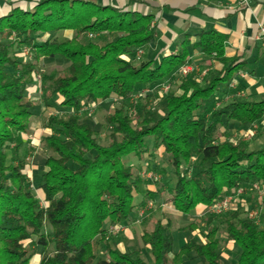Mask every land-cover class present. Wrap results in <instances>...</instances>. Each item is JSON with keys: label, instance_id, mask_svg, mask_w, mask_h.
<instances>
[{"label": "trees", "instance_id": "trees-1", "mask_svg": "<svg viewBox=\"0 0 264 264\" xmlns=\"http://www.w3.org/2000/svg\"><path fill=\"white\" fill-rule=\"evenodd\" d=\"M22 2L16 0L0 15V264H30L36 253L40 254L37 264H182L191 253L200 264H264V227L240 217L234 206L224 213L227 239L240 250L232 262L222 260L215 225L204 240L189 239L174 252L171 220H157L141 234L152 262L106 240L105 224L129 222L142 205L136 204L137 195L154 196L142 186L139 172L124 161L130 154L144 159L151 153L150 142L171 157L176 182L170 188V200L185 215L193 213L197 204L207 207L238 186L254 182L264 186V143L248 150L246 142L221 140L218 134L222 116L242 125H252L264 116V100L238 98L216 106L223 90L236 92L230 84L243 65L237 57L225 56L226 35L201 31L193 44L220 63L219 70L210 71L202 81L183 79L181 92L166 96V111L143 105L140 119L134 122V112L126 107L137 105L124 102L115 107L104 116L112 131L106 143H101L93 127L80 122L76 112L107 99L125 101L138 85L143 88L170 78L187 61L189 39L182 42L177 55L164 57L154 67L152 61L135 60L136 49L155 37L151 14L97 0ZM57 30L75 35L43 39V34ZM81 34H93L96 40L89 36L81 42ZM16 45L28 46L33 60L21 62L12 56ZM42 58L67 63L61 71L41 74L43 102L59 97L60 106L72 110L49 114L43 121L50 132L43 141L52 153L45 159L46 170L38 182L46 206L40 205L31 189L28 162L21 152L22 135L30 130L34 115L26 87L40 75ZM221 132L228 137L227 130ZM195 158L208 166L189 174ZM45 223L50 226L48 233ZM98 236L107 257L95 261L93 241ZM32 237L37 238L39 252L27 243Z\"/></svg>", "mask_w": 264, "mask_h": 264}, {"label": "rangeland", "instance_id": "rangeland-1", "mask_svg": "<svg viewBox=\"0 0 264 264\" xmlns=\"http://www.w3.org/2000/svg\"><path fill=\"white\" fill-rule=\"evenodd\" d=\"M74 35L75 32L73 31L66 32L63 30H57L51 33H45L42 35V37L64 40ZM89 36V34H81L79 35V40L81 42H85ZM90 37L93 40H96L95 36ZM27 48L28 46L26 45L20 47L16 45L11 49V54L21 62L29 59L33 60V52L26 53ZM126 57L128 58V56ZM136 63H139V61ZM196 64H198L201 69L208 71L211 69L212 62L208 58L203 62H196ZM66 66L67 63L63 60H60L59 58L55 60L42 58L38 63L40 75L44 73H51L54 71H61ZM195 76L197 77V71H194L191 75V77ZM138 86L141 87L142 85ZM137 91H139V89ZM223 91L224 92L219 94L220 101L217 103V107H222L234 99L248 98V96L244 92V89L240 86L237 87L236 92L231 94H226L225 90ZM26 94L28 93L26 92ZM29 94L28 96H30L29 98L34 103V106L36 108V112L34 111L32 121H39V124L37 128L33 129V131L30 130L31 136H34L35 139L34 144H25L24 147L22 146L21 152L28 164H30V167H34L29 168V170L26 171V174L29 184L31 185V189L35 194V187L32 186H36L37 184L36 179L38 178V176L36 175L40 174L46 157L52 153L43 141L45 131L38 130V135H35L36 133L34 134V130L42 127V122L43 120H45L47 115L65 114L72 112V110L60 106L59 97L51 98L46 103H44L42 100L41 92ZM164 97L165 95L157 98L155 94H148L141 95L138 97V99H135L131 96L125 101L122 99H107L105 101H102L98 105H85L79 111H77L76 114L79 116L80 122H87L93 127V129L97 133L99 142L106 143L108 135L112 131V127L107 125L105 122L104 116L106 114L110 113L115 107H121L122 105H124V102L125 104L128 103L129 105L134 104V106H137L135 107V109L133 106H130V108H132L130 111L134 112L132 120L135 122L138 118L140 119V116L142 114L140 108H142L143 105L148 109L152 108L153 106L159 110L166 111L167 106L166 101L163 99ZM138 109L139 113H137ZM38 117L40 119H37ZM222 123L224 128L222 127V129L219 130L218 134L222 136L221 130L226 128L231 136V139L234 141L241 140L246 142L248 145V150L256 149L258 146V142L264 139V125L249 127L250 133L248 134L249 136H247L245 134L248 131V128H243L239 123L233 121L228 122L225 116H222ZM149 147L151 148V153L146 154V157H144V159L141 160L136 155L130 154L125 157L124 161L126 163L132 164L136 173L139 172V174L141 175L142 186L144 188L151 187L155 189V191H152V194H154V196L147 195L145 193L137 195L135 202L137 204L142 203V205H138L135 211L132 213L131 223H122L124 225V228L121 231L110 233L108 232V229L114 224H105L107 230L106 240L122 251L128 253H140L144 260H146L147 262H152L148 247L145 246L141 241V232L144 229H152L157 220H171L174 252L178 251L189 239L204 240L205 233L209 231L212 225H215L217 227L216 236L219 242L218 250L221 254L222 260L227 263L235 261L239 256L240 250L233 241L227 239L225 233L224 220L227 216L226 214L228 213L220 215L212 214V217H210L211 213L207 212L206 207L201 203L197 204L194 212L189 215H185L182 212L175 210L170 200V188H172L176 182L174 168L170 160L171 157L169 154L165 153L162 148L154 149L151 142L149 144ZM206 166H208V162H202L200 158H195L192 160L189 174H193L194 172L201 170ZM155 176L157 177V179H154ZM240 200L241 205L235 207L237 208V210H239V216L248 217V213L250 211L254 212V219L257 225L260 228H263L264 197L261 196L258 190L254 188L252 190H249L248 188L244 191L243 196ZM39 202L42 206H46L47 204L42 199L39 200ZM209 219H211V223L208 222ZM192 225L195 226L194 229L192 228ZM44 230L46 233L50 231V226L48 223H45ZM36 241L37 238L32 237V239L27 240V243L30 242L32 244V248L37 249V251L39 252L41 248L35 244ZM52 248L53 246L51 245L50 250H52ZM93 248L96 256L95 261L100 258L107 257L104 242L99 239V236L94 239ZM38 256L40 258V254L36 253L32 258L30 264H36L35 262ZM200 263V259L194 253H191L188 256L184 257L182 264Z\"/></svg>", "mask_w": 264, "mask_h": 264}, {"label": "crops", "instance_id": "crops-1", "mask_svg": "<svg viewBox=\"0 0 264 264\" xmlns=\"http://www.w3.org/2000/svg\"><path fill=\"white\" fill-rule=\"evenodd\" d=\"M15 1L16 0H0V15L7 13ZM97 1L100 4L129 6L130 8L154 16L153 24L155 26V37L144 46V53L142 57L143 60L146 59L147 61H152V65L154 67L157 66V64L164 57L177 55L183 46L182 42L186 39H189V42L186 44L188 53L186 62H190L196 66L194 71H197V77H191L192 73L194 72L193 71L186 78L192 80L202 81V79L210 71L219 70L221 68V64L216 62L213 58L207 56L201 50V48L193 46V44L198 40L196 34L200 33L201 31L215 30L226 35L224 44L225 56L228 58L237 57L239 61L243 62L241 69L234 75L233 78L236 89L238 86L244 89L245 94L248 96V98L244 99L264 100V34L261 32V26L264 24V0ZM63 31L68 32V30ZM188 34L191 35V37L188 38ZM208 58L212 62L210 70L207 71L201 69L199 65L196 64V62H203ZM186 78H173L172 87L170 91L165 94L163 99L166 101V96L169 93H180V83ZM140 88L141 87L138 86V89ZM26 92L28 94L41 92L40 83L36 81V78L26 87ZM35 109L36 108L34 106V111ZM37 119L40 118L38 117ZM38 124L39 121H32L31 119L30 130L33 131L34 128L38 127ZM240 125L245 129L248 128V131L245 135L249 136V127L264 125V116L262 119L252 125ZM30 130L28 133L22 135L23 147L25 144H34L35 139L34 136H31ZM38 130L45 131L43 138L50 133L48 129L44 128L43 122L42 127L34 130V134L36 133L35 135H38ZM225 130L226 129H223L221 131ZM221 138H223V140L231 139V136L228 133V137L224 136L223 134ZM263 143L264 139L258 142L257 148L263 145ZM29 168L34 167H30V164L27 163L26 171L29 170ZM45 170L46 166L44 161V165L42 166L40 174L36 175L38 176L36 179L37 184L36 186H32L35 187V196L39 200H44L43 193L38 187V182ZM146 189L151 192L155 191V189L151 187ZM128 223H131V220L129 222H123V224ZM38 259L39 256L36 258V264L38 263Z\"/></svg>", "mask_w": 264, "mask_h": 264}, {"label": "built area", "instance_id": "built-area-1", "mask_svg": "<svg viewBox=\"0 0 264 264\" xmlns=\"http://www.w3.org/2000/svg\"><path fill=\"white\" fill-rule=\"evenodd\" d=\"M261 32L264 34V24L261 26ZM90 36H94L93 34H89ZM26 53H30L29 48L26 49ZM144 50L143 48H137L136 49V57L135 60L139 61L142 59ZM122 58L126 60H130V58H127L126 56H122ZM196 69V66L190 62H186L179 66V68L173 72L172 76L162 82L156 83L152 86H145L142 89H139L136 93L131 94V96L135 99H138L141 95H148V94H155L157 98L164 96L167 94L171 87H172V79L175 77L179 78H186L190 73H192ZM36 81L40 83L41 81V75L36 76ZM230 86L232 88H236V85L234 84V81L231 82ZM240 94V93H238ZM155 100V99H154ZM136 101V100H134ZM137 103V102H136ZM153 107V106H152ZM126 109L130 112V106L129 108L126 107ZM154 179H157L155 176ZM256 189L259 191L262 197H264V186H262L258 182H254L251 186H239L237 187L233 192L226 194L222 198L218 199L211 205L206 207V211L211 214H224L228 212L233 206L236 207V205H241V198L243 196V193L246 189ZM253 211V210H252ZM248 217L255 220L254 212H249ZM124 228V225L122 223H117L111 226L108 229V232L110 233H116L118 231H121Z\"/></svg>", "mask_w": 264, "mask_h": 264}]
</instances>
